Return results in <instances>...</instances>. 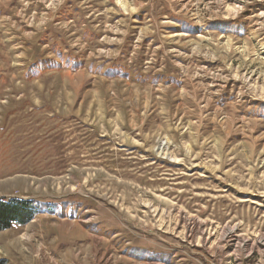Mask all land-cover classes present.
<instances>
[{
  "label": "rangeland",
  "instance_id": "obj_1",
  "mask_svg": "<svg viewBox=\"0 0 264 264\" xmlns=\"http://www.w3.org/2000/svg\"><path fill=\"white\" fill-rule=\"evenodd\" d=\"M0 199V264H264V0H0Z\"/></svg>",
  "mask_w": 264,
  "mask_h": 264
},
{
  "label": "trees",
  "instance_id": "obj_2",
  "mask_svg": "<svg viewBox=\"0 0 264 264\" xmlns=\"http://www.w3.org/2000/svg\"><path fill=\"white\" fill-rule=\"evenodd\" d=\"M29 204L0 199V230L10 228L14 223L28 222L33 217Z\"/></svg>",
  "mask_w": 264,
  "mask_h": 264
},
{
  "label": "bare ground",
  "instance_id": "obj_3",
  "mask_svg": "<svg viewBox=\"0 0 264 264\" xmlns=\"http://www.w3.org/2000/svg\"><path fill=\"white\" fill-rule=\"evenodd\" d=\"M233 229V228H232Z\"/></svg>",
  "mask_w": 264,
  "mask_h": 264
}]
</instances>
